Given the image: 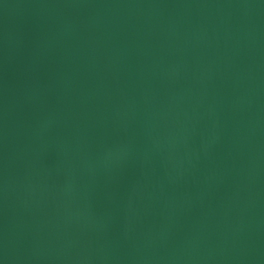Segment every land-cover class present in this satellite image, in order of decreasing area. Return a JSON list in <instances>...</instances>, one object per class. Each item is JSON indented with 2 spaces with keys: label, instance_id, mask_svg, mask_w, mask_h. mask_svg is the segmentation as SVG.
I'll return each mask as SVG.
<instances>
[{
  "label": "water",
  "instance_id": "1",
  "mask_svg": "<svg viewBox=\"0 0 264 264\" xmlns=\"http://www.w3.org/2000/svg\"><path fill=\"white\" fill-rule=\"evenodd\" d=\"M0 264H264V0H0Z\"/></svg>",
  "mask_w": 264,
  "mask_h": 264
}]
</instances>
